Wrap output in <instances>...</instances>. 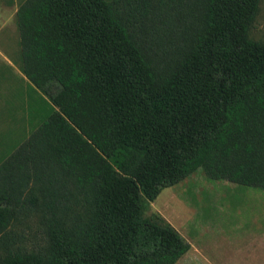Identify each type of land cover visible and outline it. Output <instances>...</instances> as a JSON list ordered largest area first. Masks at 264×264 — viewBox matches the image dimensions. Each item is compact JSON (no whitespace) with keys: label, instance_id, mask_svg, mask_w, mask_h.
<instances>
[{"label":"trees","instance_id":"obj_1","mask_svg":"<svg viewBox=\"0 0 264 264\" xmlns=\"http://www.w3.org/2000/svg\"><path fill=\"white\" fill-rule=\"evenodd\" d=\"M260 1L20 4V69L52 113L0 164V264H175L190 244L145 216L164 189L202 170L264 191Z\"/></svg>","mask_w":264,"mask_h":264},{"label":"rangeland","instance_id":"obj_2","mask_svg":"<svg viewBox=\"0 0 264 264\" xmlns=\"http://www.w3.org/2000/svg\"><path fill=\"white\" fill-rule=\"evenodd\" d=\"M24 1L0 0V47L10 49L6 56L14 63L11 68L0 59V164L52 113L48 99L30 84L20 69V34L15 19ZM249 36L264 42V0L260 1ZM145 216L165 219L187 243L200 238H216L221 243L216 246L221 252L218 256L214 252L199 256L200 252L193 248L192 253L188 251L175 264H220L231 257L230 243L225 240L235 237L234 232L251 233L250 228L254 227V237H264V191L210 180L198 170L179 184L164 189L148 205ZM38 224L33 217L14 228L15 234L24 236L21 244L28 250L43 244Z\"/></svg>","mask_w":264,"mask_h":264},{"label":"crops","instance_id":"obj_3","mask_svg":"<svg viewBox=\"0 0 264 264\" xmlns=\"http://www.w3.org/2000/svg\"><path fill=\"white\" fill-rule=\"evenodd\" d=\"M7 36H9L8 33L6 34V37ZM10 52L11 51L8 47H0V59L6 62L11 68H14V63L6 56V54H9ZM250 229H253L251 233L241 230V232H234L235 237L233 236L232 238H228L229 240H225L230 243L231 257L226 261L222 259L221 261L225 262L220 264H264V237H254V227ZM189 244L191 248L188 254L192 253L193 248L200 252L199 256H203V253L210 254L212 252H214L215 256H218V254L221 253L219 248L216 247L221 243L219 244L216 238L206 240L200 238L198 241L189 240ZM211 246H215V248L213 249ZM197 247H204L205 249L200 250L199 248L197 249Z\"/></svg>","mask_w":264,"mask_h":264}]
</instances>
